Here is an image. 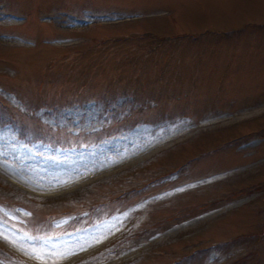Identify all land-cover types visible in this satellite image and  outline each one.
<instances>
[{
  "label": "rangeland",
  "instance_id": "374dc122",
  "mask_svg": "<svg viewBox=\"0 0 264 264\" xmlns=\"http://www.w3.org/2000/svg\"><path fill=\"white\" fill-rule=\"evenodd\" d=\"M2 186L27 264H264V0H0Z\"/></svg>",
  "mask_w": 264,
  "mask_h": 264
},
{
  "label": "trees",
  "instance_id": "16d2710c",
  "mask_svg": "<svg viewBox=\"0 0 264 264\" xmlns=\"http://www.w3.org/2000/svg\"><path fill=\"white\" fill-rule=\"evenodd\" d=\"M3 187V186H2ZM9 191H11L10 189H6L5 187H3L2 189H0V193H1V196H4L6 193L5 192H8L9 193ZM124 192H121V193H117L115 196H119V195H122ZM68 196H70V195H68ZM67 196V197H68ZM1 203L2 204H4L5 206H9V207H11V206H17V205H19V203L17 202V203H15V201H10V202H7V201H4V200H1ZM87 203L88 202H85V204L87 205ZM20 205H23L25 208H27L28 209V211H29V213H28V215H27V217H29L31 214H32V209H30L29 207H27V206H25L24 204H20ZM35 207H37L36 205H34ZM50 214V213H49ZM113 249L114 248H108V249H106L105 251H104V255H109V254H111V252L113 251ZM103 255V253H101L99 256H102ZM0 258L3 260V261H5V262H7V263H9V264H27V263H24V262H22V261H19L17 258H15L12 254H10V253H8V252H6V251H4V250H2L1 248H0Z\"/></svg>",
  "mask_w": 264,
  "mask_h": 264
},
{
  "label": "snow or ice",
  "instance_id": "6c2138e0",
  "mask_svg": "<svg viewBox=\"0 0 264 264\" xmlns=\"http://www.w3.org/2000/svg\"><path fill=\"white\" fill-rule=\"evenodd\" d=\"M0 238H4L3 237V233H0ZM74 253H69V254H65V253H59L58 255L60 256H65V255H72ZM31 255L33 256V258L35 259H43L44 258V253L42 250H36V249H33ZM52 255H57L56 253H52Z\"/></svg>",
  "mask_w": 264,
  "mask_h": 264
}]
</instances>
